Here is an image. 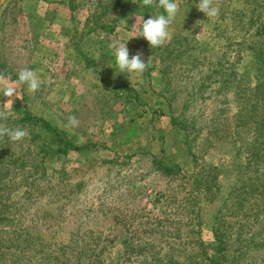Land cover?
I'll use <instances>...</instances> for the list:
<instances>
[{
  "label": "rangeland",
  "instance_id": "obj_1",
  "mask_svg": "<svg viewBox=\"0 0 264 264\" xmlns=\"http://www.w3.org/2000/svg\"><path fill=\"white\" fill-rule=\"evenodd\" d=\"M93 1L0 0V74L10 77V82L15 84L18 72L28 68L40 80V88L34 94L28 92L26 85H16L21 99L14 98L13 105L3 103L7 98L0 91V111H6L8 118L29 112L52 121L59 127L55 138L48 139L54 150L65 135L78 145L87 139L95 144L88 154L70 149L67 154L47 160V179H53L58 186L50 187L42 196L40 193L36 202L19 210L29 218L43 207L56 215L55 221L38 224L46 229V235L53 234L54 242H76L81 249L87 245L93 248L100 241L109 245L106 252L111 253L120 247L119 235L124 229L136 241L149 238L152 230H162L157 232L158 239L154 243L161 255L171 245L170 241L163 242L164 236L179 231L186 243L182 246L185 252H198L197 244L187 232L190 225L199 223L205 250L208 256H214L216 242L211 227L235 181L232 158L219 148H208L206 152L196 146L194 151L203 156L198 162L206 160L217 164L221 174L212 187L202 189L201 185L199 190L193 191L189 177L193 163L185 158L184 146L179 142L175 144V140L180 139L179 132L168 113L160 115L156 111L160 107L156 103L162 99L157 93L160 86L158 51L151 49L142 37L132 38L141 26L139 5L131 3L127 15L113 26L106 25L110 20L103 22L110 16L103 15ZM176 2L182 5L169 27L171 38L176 32L193 33L196 40L204 43L201 49L194 50L193 58L199 57L201 62H210L208 65L215 67H219L221 61L225 67L241 71L249 56L246 50L240 49L236 22L230 17L233 10L242 6V0H217L219 15L207 18L202 12L197 13L194 19L200 24L197 28L193 24L186 26L188 19L183 12L189 9L181 0ZM93 10L100 12L99 18L90 15ZM159 14L158 7L149 11L150 17ZM114 39L126 43L130 57L137 51L143 54L142 59L148 64L143 74L117 73L113 51L109 48ZM184 59L189 57L183 56L180 61L171 63L169 71L177 73L178 63L188 64ZM201 65L196 69H201ZM199 76L197 72L196 79ZM182 77L175 75L179 84L183 83L180 82ZM180 85L182 88L183 84ZM212 87L215 86L212 84ZM185 94H177L176 113L181 112L180 103L189 101ZM218 97L215 90L202 95L196 92V99L191 100L186 114L194 117L198 128L200 124L205 125L213 109L218 108ZM228 98L231 108L234 107L231 94ZM136 113H142L140 121L143 123L138 134L125 142L123 126L137 120ZM68 116H76L79 127L65 128ZM198 128L190 134L194 142L205 134L204 126ZM161 134L162 146L155 139ZM28 143L26 137L21 143L11 142L10 148L18 151L20 145ZM138 149L165 156L167 161L168 157L174 158L180 162V174L174 179L157 174L150 166L149 155L134 152ZM191 209L194 210L191 212ZM255 253L253 250L251 255ZM134 258L130 256L132 260H128V264L136 263ZM252 258L257 257L248 259Z\"/></svg>",
  "mask_w": 264,
  "mask_h": 264
},
{
  "label": "trees",
  "instance_id": "obj_2",
  "mask_svg": "<svg viewBox=\"0 0 264 264\" xmlns=\"http://www.w3.org/2000/svg\"><path fill=\"white\" fill-rule=\"evenodd\" d=\"M181 1L189 9L183 12L186 13L184 18L188 19L186 26L193 24L197 28L200 24L197 23L198 19H194L200 12L196 7L199 0H192V3L189 2L191 0ZM131 3L139 5L140 14L145 20L150 18L149 11L156 7H144L142 0L92 2L100 7L103 15L110 16L103 22L110 20L106 25L113 26L127 15ZM159 10L162 14L163 9ZM100 12L94 13L93 10L90 15L99 18ZM230 19L236 22L233 23L239 37L237 42L242 45L240 49L246 50L249 56L241 71L227 68L221 61L219 67H215L208 65L210 62H201L199 57L193 58L194 50L201 49L204 44L196 40L193 33L176 32L169 43L154 48L158 51L160 64V86L157 93L162 95L161 101L156 103L160 106L156 111L160 115L168 113L172 125L179 132L180 139L175 140V144L177 146L179 142V145L184 146L185 158L193 163L189 171L193 191L199 190L201 185L202 189L212 187L221 174L217 164L206 160L198 162L199 157L203 156L194 151L196 146L206 152L208 148H219L232 158L235 181L217 210L211 227L216 242L215 255L208 256L200 238L199 223L190 225L187 232V236L197 244L198 252H185L182 246L186 243L179 231L164 236L163 242L170 241L171 245L163 255L154 245L158 239L157 232L162 230H152L149 238H139V241L133 239L127 230H121L120 247L112 253L109 250L106 252L109 245L100 241L93 248L87 245L81 249L76 242H54L53 234L46 235V229L38 224L55 221L56 215L48 213L43 207L29 218L19 209L36 202L39 194L42 196L50 187L54 189L58 186L53 179H47V160L59 154H67L70 149L83 155L88 154L95 144L87 139L78 145L73 138L65 135L54 150L49 146L48 139L55 138L59 127L44 117L33 116L28 112L5 121L8 127H21L28 131V145H20L18 151H14L7 137L0 139V264H128V260H132L130 256L135 257L134 264H264V0H242V6L231 12ZM183 56L189 57L184 59L188 64L178 63L175 66L177 73L169 71L171 63L180 61ZM200 65L201 69H196ZM197 72L200 73L198 79ZM176 74L183 76L180 78L182 88L175 78ZM173 77L175 79L171 81ZM214 90L219 95L217 100L220 104L213 109L205 125L200 124L198 128L194 117L186 114L191 100L196 99V92L202 95ZM178 92H186L189 101L180 103L181 112L176 113ZM228 94L232 96V108ZM135 115L139 117L137 120L123 126L125 142L131 141L132 135L138 134L143 123L140 121L142 113ZM203 126L205 134L199 135V141L194 142L191 132ZM155 139L162 146V134ZM134 152L149 155L150 166L159 175L174 179L182 170L180 162L174 158L168 157L167 161L165 156L158 157L144 149ZM253 250L257 253L252 256Z\"/></svg>",
  "mask_w": 264,
  "mask_h": 264
},
{
  "label": "clouds",
  "instance_id": "obj_3",
  "mask_svg": "<svg viewBox=\"0 0 264 264\" xmlns=\"http://www.w3.org/2000/svg\"><path fill=\"white\" fill-rule=\"evenodd\" d=\"M142 4L144 7H152L155 5L163 9V13L155 16L152 15L146 20L142 17L140 21L141 26L137 30L138 34L132 38L142 37L148 42L151 49L161 47L171 40L169 27L175 20L179 10L178 3L176 0H142ZM196 7L207 18H215L219 15V7L216 4V0H199ZM109 48L113 51L118 74L140 75L148 67L147 62L142 59L143 54L140 51H137L131 57L129 56V49L123 41L114 39L109 43ZM10 81V77L5 78L3 74H0V85H3L0 87V91H2L4 98H7L3 102L4 104L13 105L14 98L21 99L18 95L16 85H26L28 92L32 94L40 88V80L37 74L28 68H23L18 72L15 84ZM7 119V112L0 111V139L7 137L9 141L16 143L28 137L29 133L26 129L21 127H8L5 123ZM79 124L80 121L76 116H68L65 128L75 129L79 127Z\"/></svg>",
  "mask_w": 264,
  "mask_h": 264
}]
</instances>
